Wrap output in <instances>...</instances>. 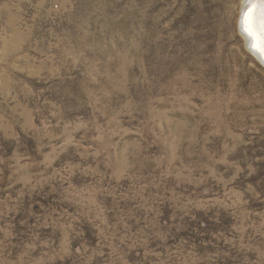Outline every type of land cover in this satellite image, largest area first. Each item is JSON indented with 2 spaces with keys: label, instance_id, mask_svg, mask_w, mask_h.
<instances>
[{
  "label": "rangeland",
  "instance_id": "374dc122",
  "mask_svg": "<svg viewBox=\"0 0 264 264\" xmlns=\"http://www.w3.org/2000/svg\"><path fill=\"white\" fill-rule=\"evenodd\" d=\"M242 2L0 0V264H264Z\"/></svg>",
  "mask_w": 264,
  "mask_h": 264
},
{
  "label": "bare ground",
  "instance_id": "6f19581e",
  "mask_svg": "<svg viewBox=\"0 0 264 264\" xmlns=\"http://www.w3.org/2000/svg\"><path fill=\"white\" fill-rule=\"evenodd\" d=\"M240 23L245 29L241 34L256 46V53L264 62V0H243Z\"/></svg>",
  "mask_w": 264,
  "mask_h": 264
},
{
  "label": "water",
  "instance_id": "95a60500",
  "mask_svg": "<svg viewBox=\"0 0 264 264\" xmlns=\"http://www.w3.org/2000/svg\"><path fill=\"white\" fill-rule=\"evenodd\" d=\"M241 16H242V13H241ZM239 29H240V32H242V31L244 32V30H245V29L243 28V26L241 25V23L239 24ZM248 48H249V49H250V48L253 49V50H251V51H252L253 53H255V55L259 58V60L261 59V58L259 57L260 54H259V53H258V54L256 53V49H255L256 46H255V45L252 46L251 43H248ZM260 61L264 64V62L262 61V59H261Z\"/></svg>",
  "mask_w": 264,
  "mask_h": 264
}]
</instances>
